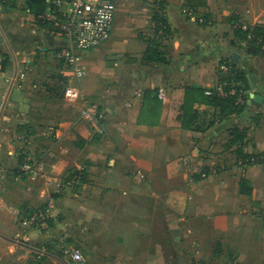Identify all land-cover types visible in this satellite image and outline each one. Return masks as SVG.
I'll use <instances>...</instances> for the list:
<instances>
[{"label": "crops", "instance_id": "obj_1", "mask_svg": "<svg viewBox=\"0 0 264 264\" xmlns=\"http://www.w3.org/2000/svg\"><path fill=\"white\" fill-rule=\"evenodd\" d=\"M126 1L117 0L114 13L127 21L114 57L81 58L82 75L72 79L87 102L99 105L100 135L80 117L83 102L63 98L66 68L55 57L63 42L23 1L0 3V264H187L188 256L196 264H236V255L237 264H264L258 214L264 196H257L249 175L254 169L264 176V164L237 166L229 144L237 126L264 151V98L261 104L251 98L264 96V54H240L237 35V28L264 30V0H162L164 34L149 10H134ZM191 4L196 16L210 20L191 21ZM139 11L145 17H136ZM152 51L166 61L144 59ZM226 56H235L244 72L250 102L218 119L204 89L219 79ZM40 159L45 176L31 180L19 171L21 163ZM77 163L86 165L84 181L53 193L46 179L67 175ZM235 174L234 197H223L211 178ZM242 177L249 186L243 191ZM48 196L54 198L52 215L22 226L20 220L44 208ZM236 206L242 217L234 241ZM75 249L78 261L71 257Z\"/></svg>", "mask_w": 264, "mask_h": 264}, {"label": "built area", "instance_id": "obj_2", "mask_svg": "<svg viewBox=\"0 0 264 264\" xmlns=\"http://www.w3.org/2000/svg\"><path fill=\"white\" fill-rule=\"evenodd\" d=\"M43 3L45 4L44 10L34 15V19L47 24L49 26L48 34L59 38L63 42L55 51V57L62 60L66 68L63 98L68 103L82 101L79 110L80 117L90 123L94 133L103 134L104 127L99 105L87 102L83 98L80 89L73 84L72 79H78L82 75L80 69L81 56L76 50L94 47L108 37L115 13V0H43ZM186 13L191 21H197L194 12L189 8H186ZM161 32L163 33L159 29V33ZM247 38H251V34L248 33ZM228 70L229 66L226 62H219L218 71L220 73L226 74ZM16 77L18 80L23 78L24 72L18 73ZM157 94L160 99H165L162 88L158 89ZM204 94L221 98L234 97L236 105L247 103L249 100L246 97V91L236 89L234 83L227 79H218L213 85L207 86L204 89ZM3 105V100L0 98V114ZM73 167L70 172L71 175H68V173L64 176L46 179L47 183L52 185L53 193L62 192V188L75 187L80 182L81 173L86 165L77 163ZM19 171L24 172L31 180L46 175L45 164L41 159L21 163ZM53 208L54 198L48 196L44 208L32 211L23 217L20 223L24 227L40 225L52 215ZM262 226L264 229V217ZM71 257L73 260L78 261L81 254L75 249L71 251Z\"/></svg>", "mask_w": 264, "mask_h": 264}, {"label": "trees", "instance_id": "obj_3", "mask_svg": "<svg viewBox=\"0 0 264 264\" xmlns=\"http://www.w3.org/2000/svg\"><path fill=\"white\" fill-rule=\"evenodd\" d=\"M18 0H0L1 4L4 5H13L14 2ZM23 1V7L29 11H31L34 15L41 12L45 8V4L43 3V0H22ZM155 3L156 8L154 9V13L152 14V20L155 24V27L158 28V30H162L163 33H166L168 31L167 27V20L163 11V1L162 0H154L153 4ZM193 4L190 6V10L193 12L195 10V7ZM196 16V15H195ZM196 20L199 21L201 24H204L208 22L210 19L206 16H196ZM199 18V19H198ZM41 23L42 25H47L45 23H42L40 21H37ZM48 26V25H47ZM239 29V30H238ZM238 30V37L240 40H243L247 42V44H250L249 51L251 52H257V51H264L261 49V44L264 43V30L261 27H254L251 30L242 31L240 28H237ZM251 34V38H247V34ZM257 41V42H256ZM260 41V42H259ZM254 45V46H253ZM256 45V46H255ZM57 50V49H56ZM144 59L146 60H154V61H160L165 62L166 58L163 56H160L156 51H152L150 53H146L144 55ZM59 62H62V60L57 59ZM219 62H226L229 66V70L226 74H219V79H227L230 82H233L236 89H241L246 91V97H248L247 90H248V80L242 71L240 67L236 64L235 56H226L223 57ZM206 98V101L213 105L214 107L218 108L219 114L218 119H221L225 116L240 113L244 111L247 108V103L241 105H236L234 103V97H226L221 98L217 96H208L204 95ZM100 135V134H98ZM248 137L246 133L245 128H239L237 126L233 127L229 131V144L233 145V152L235 157V164L237 166H247L253 163H263L264 162V151H257L255 148L249 144ZM74 167H71L68 171H72ZM87 168L83 170L81 173V179L80 182L76 185L79 186L85 179V172ZM240 190H244L248 186V181L242 177L239 181ZM204 264V263H202Z\"/></svg>", "mask_w": 264, "mask_h": 264}, {"label": "rangeland", "instance_id": "obj_4", "mask_svg": "<svg viewBox=\"0 0 264 264\" xmlns=\"http://www.w3.org/2000/svg\"><path fill=\"white\" fill-rule=\"evenodd\" d=\"M125 1L126 0H123V2H125ZM151 2H152V0H147L146 2L143 1V0L142 1L141 0H130V1L127 0L126 4L129 5L131 8H134V10L135 9H140V8L142 10L144 8L143 10H145L147 12L149 10V12L153 14L154 13V9L156 8L155 7L156 5H155V3L152 4ZM147 3L150 4L149 7H148ZM116 6H117V0H115V12H116ZM145 11L144 12L143 11H139V12L142 13L141 14L142 16H136V17H138V18L145 17V16H143L144 14L146 15V13H147ZM123 18H125V17H123ZM126 20H128V19L126 18ZM120 21H121L120 16L115 14V16L113 18V21H112L111 30H110L109 35H108V37L106 39H104L102 42H100L98 45H96L94 47H90V48H87V49H77L76 50V52L81 56L82 61H88V62H92L93 61L94 62V61H97L98 59L106 58L108 60V59H112L114 57L115 49H117L118 42L121 40L120 27L122 25H124V24H127V21H125V20H124L123 23L120 22ZM238 47H239L240 54H242V55L244 54V55H246L248 57H253L252 55L255 56V55H258V54L259 55H263L264 54V51L261 52L260 50L257 51V52L249 51L250 44H247V42H244V39L239 41V46ZM263 47H264V43L261 44V49L264 50ZM254 59L255 58H253V60ZM74 84H75V82H74ZM251 114L252 113H250V114L247 113V117L250 118ZM248 118H246V121H247ZM263 136H264V134H263ZM249 175L251 177L250 181H253L254 184L259 188L257 196H261V195L264 196V176H262L258 172V170H254V169L251 170ZM236 176H237V174H235L232 177L226 178V177H222L220 175V176L211 178V181H216L217 182V180H218V183H220V186H222V191H220V193H221L220 195H222L223 197H230L231 198V197H234V195H235L233 188H234L235 185L238 184V177H236ZM65 189H67V187L66 188H62V191L65 190ZM236 208H237L236 211H231V218H232L231 222L232 223L230 225V227H231L230 233H231L232 239H233V237H235L234 241H237L238 233H240V231L238 230V223H239L238 219L240 217H242V215L237 213V211H238V207L237 206H236ZM235 213H237V214H235ZM261 213H263V214L260 215ZM258 214L261 216V217L259 216V218L262 220V223H263L264 204H263V207L258 211ZM127 216H130V215H127ZM226 233L227 232L225 230V234ZM221 234L223 235V232H221ZM168 260L170 262L171 260H173V258L168 257ZM232 260H234V262H236V264L239 261H241L240 257H238L237 255L234 258H232ZM197 262H198L197 260H194V257L193 258L190 257V256L187 257V261H186L187 264H196ZM170 264H172V263H170Z\"/></svg>", "mask_w": 264, "mask_h": 264}, {"label": "water", "instance_id": "obj_5", "mask_svg": "<svg viewBox=\"0 0 264 264\" xmlns=\"http://www.w3.org/2000/svg\"><path fill=\"white\" fill-rule=\"evenodd\" d=\"M251 98H252L253 102H255L257 104H261L264 96L262 94H251ZM249 102H250V100L248 101V103Z\"/></svg>", "mask_w": 264, "mask_h": 264}]
</instances>
